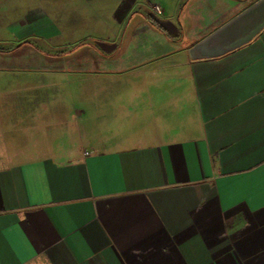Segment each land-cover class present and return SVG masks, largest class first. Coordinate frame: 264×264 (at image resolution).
Segmentation results:
<instances>
[{"label": "crops", "instance_id": "0c3cea01", "mask_svg": "<svg viewBox=\"0 0 264 264\" xmlns=\"http://www.w3.org/2000/svg\"><path fill=\"white\" fill-rule=\"evenodd\" d=\"M255 1L78 0L101 49L0 51V264H264V29L189 55ZM68 72L107 85L67 119L45 93Z\"/></svg>", "mask_w": 264, "mask_h": 264}, {"label": "rangeland", "instance_id": "374dc122", "mask_svg": "<svg viewBox=\"0 0 264 264\" xmlns=\"http://www.w3.org/2000/svg\"><path fill=\"white\" fill-rule=\"evenodd\" d=\"M22 19L24 21L36 20V27L32 35L19 38L16 34L11 33L9 25L12 21ZM47 20L50 21L47 22ZM42 24L45 27L48 26V29L42 27ZM75 24H78V0H0V47L6 50L16 48L19 49V53L45 52L58 58L65 54H70L72 57H81L82 54L93 53L97 48L101 49L100 42H98L100 41L98 38H101L100 35H97L90 28L84 29L79 34L78 25L75 26ZM27 38L30 39L28 42L25 41ZM78 38L85 43L79 45ZM76 61L50 59L49 63L52 67L59 64V62L72 64ZM67 67L69 66L65 68ZM93 80L89 75L77 76L70 72L52 73L47 77L50 89L47 86L49 91L45 93L47 96L45 102H48L51 106L62 102L65 107L60 109L62 111L61 118H74L75 104L77 100H80L79 95L77 96L79 93L77 92L78 88L89 90L91 84L107 85L104 76L100 75L98 79L93 77ZM135 83L132 82V85ZM56 116L48 117L54 118Z\"/></svg>", "mask_w": 264, "mask_h": 264}, {"label": "water", "instance_id": "95a60500", "mask_svg": "<svg viewBox=\"0 0 264 264\" xmlns=\"http://www.w3.org/2000/svg\"><path fill=\"white\" fill-rule=\"evenodd\" d=\"M264 29V0L244 10L189 47L192 59L213 58L231 52L253 40Z\"/></svg>", "mask_w": 264, "mask_h": 264}, {"label": "built area", "instance_id": "2783aa9c", "mask_svg": "<svg viewBox=\"0 0 264 264\" xmlns=\"http://www.w3.org/2000/svg\"><path fill=\"white\" fill-rule=\"evenodd\" d=\"M155 10H156L157 12H161V7H160L159 5H155Z\"/></svg>", "mask_w": 264, "mask_h": 264}, {"label": "trees", "instance_id": "16d2710c", "mask_svg": "<svg viewBox=\"0 0 264 264\" xmlns=\"http://www.w3.org/2000/svg\"><path fill=\"white\" fill-rule=\"evenodd\" d=\"M1 50H2V51H4V50H6V49H5V48H1V47H0V51H1Z\"/></svg>", "mask_w": 264, "mask_h": 264}]
</instances>
